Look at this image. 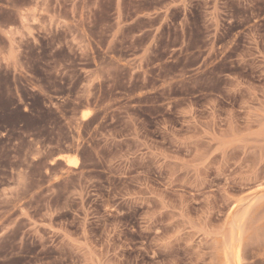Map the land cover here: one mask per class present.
<instances>
[{
  "label": "rangeland",
  "instance_id": "1",
  "mask_svg": "<svg viewBox=\"0 0 264 264\" xmlns=\"http://www.w3.org/2000/svg\"><path fill=\"white\" fill-rule=\"evenodd\" d=\"M0 264H264V0H0Z\"/></svg>",
  "mask_w": 264,
  "mask_h": 264
},
{
  "label": "bare ground",
  "instance_id": "2",
  "mask_svg": "<svg viewBox=\"0 0 264 264\" xmlns=\"http://www.w3.org/2000/svg\"><path fill=\"white\" fill-rule=\"evenodd\" d=\"M83 117H84V116H83ZM73 158H74V157H73ZM66 160H67L68 164H75V163H76L75 159H71L70 157L67 158Z\"/></svg>",
  "mask_w": 264,
  "mask_h": 264
}]
</instances>
